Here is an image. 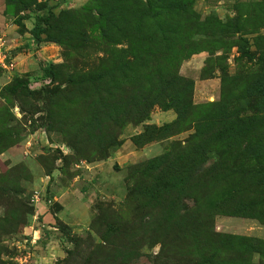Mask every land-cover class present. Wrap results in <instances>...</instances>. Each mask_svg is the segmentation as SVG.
<instances>
[{
  "label": "rangeland",
  "instance_id": "1",
  "mask_svg": "<svg viewBox=\"0 0 264 264\" xmlns=\"http://www.w3.org/2000/svg\"><path fill=\"white\" fill-rule=\"evenodd\" d=\"M263 74L264 0H0V264H264Z\"/></svg>",
  "mask_w": 264,
  "mask_h": 264
},
{
  "label": "trees",
  "instance_id": "2",
  "mask_svg": "<svg viewBox=\"0 0 264 264\" xmlns=\"http://www.w3.org/2000/svg\"><path fill=\"white\" fill-rule=\"evenodd\" d=\"M135 1V0H134ZM150 7L152 6L153 1L148 2ZM112 8V6H110V9ZM129 16L126 20V22L124 21V19L122 18V15H120L119 17H121L120 20V25L122 27L125 26V24H127L131 29V34L132 37L130 36V38L132 39L131 42L128 40V45H129V49L132 51V55H142L143 52H145V47L146 45L143 43L144 41H148L149 43L152 40L151 36H147V34L145 35V32L147 31V28H151V23L152 20L150 19L149 16L147 15H142V12L140 9H138V7H136V4L132 3L129 6ZM176 24V20L172 18L171 20V26L172 30L171 31H175V27L174 25ZM143 28H145V32L141 31ZM43 30L41 27L39 26H35L33 29V34L35 37H38V35L40 33H42ZM166 39V37H165ZM177 43L175 41V34H173L170 39H169V43L167 45V52H169L168 56L171 57V59L176 60L178 59V57L180 59H182L184 57V52L182 48H178L177 47ZM138 64V69L136 70L135 74L139 73V71L141 69H144L147 67L148 65V61L144 62V63H137ZM153 71L155 72H159L158 69H156L155 67L152 68ZM139 79V75L138 78ZM138 81V80H137ZM169 82V84H173L174 83V79H163L161 81L160 84H158V88L162 89V87L166 86L167 83ZM139 84L142 85V82H137L135 85L137 87H139ZM252 88H250L249 90V94L252 95H259V96H264V74L261 75L258 79H256L255 81L252 82ZM171 88H175L174 90H172V93L170 94L172 102L173 103H181V101H185L188 102L187 100V92L186 89L180 87V86H176V87H171ZM232 215V214H229ZM238 216V215H236ZM247 237L243 236V235H239V237L236 236H232V235H219V237H217V239H219L217 242H215V246H211L210 250H214V252H219L221 250L230 253V248L233 247V245L235 244V240H245ZM214 240V239H213ZM216 240V239H215ZM215 254V253H214ZM213 254V255H214ZM227 260H221L219 262V264H231L234 262V260L236 258H228L226 257ZM207 259H202L200 258V260L198 259L196 261V263L198 264H205L207 263Z\"/></svg>",
  "mask_w": 264,
  "mask_h": 264
},
{
  "label": "crops",
  "instance_id": "3",
  "mask_svg": "<svg viewBox=\"0 0 264 264\" xmlns=\"http://www.w3.org/2000/svg\"><path fill=\"white\" fill-rule=\"evenodd\" d=\"M239 217V216H238ZM238 217H235V218H238ZM244 219V218H243ZM260 231L262 232V235L260 239L264 240V224L260 225ZM234 234V233H233ZM238 235H245V234H238ZM254 237V236H253Z\"/></svg>",
  "mask_w": 264,
  "mask_h": 264
}]
</instances>
